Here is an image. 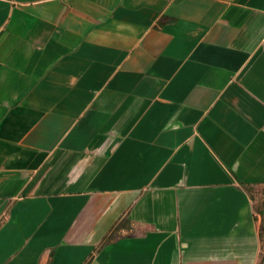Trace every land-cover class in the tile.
<instances>
[{
	"label": "crops",
	"instance_id": "obj_1",
	"mask_svg": "<svg viewBox=\"0 0 264 264\" xmlns=\"http://www.w3.org/2000/svg\"><path fill=\"white\" fill-rule=\"evenodd\" d=\"M264 0H0V264H256Z\"/></svg>",
	"mask_w": 264,
	"mask_h": 264
},
{
	"label": "rangeland",
	"instance_id": "obj_2",
	"mask_svg": "<svg viewBox=\"0 0 264 264\" xmlns=\"http://www.w3.org/2000/svg\"><path fill=\"white\" fill-rule=\"evenodd\" d=\"M246 189L250 196L252 204H256L262 196V192L264 191V185L259 187L248 186ZM259 239L260 249L258 253V261L256 264H264V233H262V236Z\"/></svg>",
	"mask_w": 264,
	"mask_h": 264
},
{
	"label": "trees",
	"instance_id": "obj_3",
	"mask_svg": "<svg viewBox=\"0 0 264 264\" xmlns=\"http://www.w3.org/2000/svg\"><path fill=\"white\" fill-rule=\"evenodd\" d=\"M253 210L260 218V227L258 232V236L260 238L262 233H264V191L262 192L260 200L256 204H253Z\"/></svg>",
	"mask_w": 264,
	"mask_h": 264
}]
</instances>
